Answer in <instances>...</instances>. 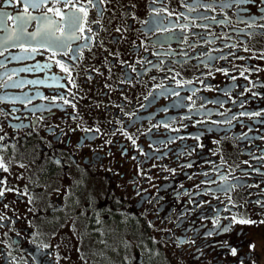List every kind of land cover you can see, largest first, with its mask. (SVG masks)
<instances>
[{
  "label": "flooded vegetation",
  "instance_id": "obj_1",
  "mask_svg": "<svg viewBox=\"0 0 264 264\" xmlns=\"http://www.w3.org/2000/svg\"><path fill=\"white\" fill-rule=\"evenodd\" d=\"M24 5L0 0V264H264V0ZM49 20L76 39L25 52Z\"/></svg>",
  "mask_w": 264,
  "mask_h": 264
},
{
  "label": "snow or ice",
  "instance_id": "obj_2",
  "mask_svg": "<svg viewBox=\"0 0 264 264\" xmlns=\"http://www.w3.org/2000/svg\"><path fill=\"white\" fill-rule=\"evenodd\" d=\"M19 2V0H18ZM57 2H59V0H57ZM240 3H245L247 2V0H239ZM44 3V0H25V5H24V10L25 12H27L28 7H32V8H37L39 6H41V4ZM89 3H91V0H89ZM50 12H54L55 15L59 16L61 20L65 19V16L63 13H61L60 9H53V8H49ZM76 12H81L84 13V15H87V11L86 9H84L83 7L77 8ZM11 19V17H9ZM16 20L21 22V25L25 24L27 21L34 19V17L29 16H23V15H18L17 17H15ZM69 24L74 28V29H78L80 31H83L82 28H80V22H81V17L76 15L75 13H73L72 15H70L69 17H67ZM54 22L53 21H48L47 25L42 29V30H38L36 33H31L28 34L29 36H31L32 39H37V37H40L42 40H44V43H41L38 47H31V49L29 48H25L24 51L25 52H29L31 51L32 53H35L39 50V48H45L48 50H52L53 55L56 54V50L58 49H63L65 47H67V41L70 40H74L76 39V37L74 35H68L65 36L64 31L61 29L60 31V35H56L55 32L52 31V26H53ZM262 27H264V25H262ZM3 30V29H0ZM20 34H12V35H8L4 38V42L7 43L9 40H19L21 38V35L24 33V29L21 26L20 27ZM71 50V49H69ZM24 58H30V57H24ZM56 63L58 65H60L61 69L64 72H69V69L67 67L64 66V64H62L59 60L56 61ZM38 67V66H37ZM44 68H48L49 65H44ZM33 69L31 68H25V69H21V71H32ZM28 83H36L34 81H28ZM64 103L67 104L69 103L68 100H64ZM74 107V105H73ZM258 115V113H257ZM133 143H135V141H133ZM21 167H23V165H21ZM0 169H3L4 171H7V167L6 165L2 162V160H0ZM0 183H2V181H0ZM4 192L3 190H0V196H3ZM247 223V221H242ZM227 230V229H225ZM233 254L235 255V250H233Z\"/></svg>",
  "mask_w": 264,
  "mask_h": 264
}]
</instances>
